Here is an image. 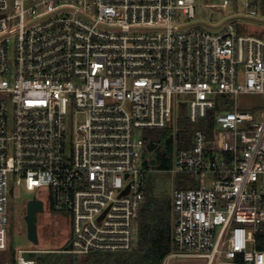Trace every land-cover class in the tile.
<instances>
[{"label": "built area", "instance_id": "built-area-1", "mask_svg": "<svg viewBox=\"0 0 264 264\" xmlns=\"http://www.w3.org/2000/svg\"><path fill=\"white\" fill-rule=\"evenodd\" d=\"M243 1L260 15L262 0ZM180 12L194 18L196 0H0V249L11 188H45L72 218L69 249L19 247L5 264L130 253L159 169L189 176L162 264H264V109L217 110L219 95L264 94V37L187 26ZM177 93L187 147L146 133L169 127Z\"/></svg>", "mask_w": 264, "mask_h": 264}, {"label": "rangeland", "instance_id": "rangeland-1", "mask_svg": "<svg viewBox=\"0 0 264 264\" xmlns=\"http://www.w3.org/2000/svg\"><path fill=\"white\" fill-rule=\"evenodd\" d=\"M223 0H196V14L194 18L180 12L179 18L187 23V26H204L213 31H217L222 25L228 22H235L238 30L245 34H257L264 37V9L261 6L259 16L247 14V8L243 0H231V5L227 8L206 6L207 3H221ZM189 97L177 93L174 96V116L172 123L165 129H147L150 136L172 137L174 144L180 147H187L192 138L191 123L187 119L188 105L185 103ZM218 101L226 106H218L217 110L234 109L237 105L239 110L264 109V94L240 93L237 95L224 94L218 96ZM217 111H212V116ZM78 122L84 119V115L77 114ZM202 125V124H201ZM159 138V139H160ZM189 179L184 173H173L168 169H159L147 174V187L150 198L153 201L171 200L173 191L179 187L181 181ZM37 196L44 202V209L35 213V223L37 227L38 243L32 242L27 233V203L28 200ZM155 203H153V207ZM167 212V211H165ZM164 212V213H165ZM172 221L174 220L172 208ZM72 238V218L69 212L55 210L46 194L45 188L30 192L25 188H19L13 194L10 192L9 226L7 228V249H0V264L12 261L14 253L19 247H31L43 250H62L71 247ZM174 250V248H172ZM171 250V251H172ZM129 254V253H128ZM35 255V254H34ZM118 254H112V260ZM46 264H69L68 255L61 251H55L46 255ZM133 258L137 256H132ZM101 263L107 264L105 254L101 255ZM92 259L85 261V258L73 261V264H90ZM205 261L199 258L176 257L174 264H204ZM163 263V260L161 264ZM113 264V263H108Z\"/></svg>", "mask_w": 264, "mask_h": 264}, {"label": "trees", "instance_id": "trees-1", "mask_svg": "<svg viewBox=\"0 0 264 264\" xmlns=\"http://www.w3.org/2000/svg\"><path fill=\"white\" fill-rule=\"evenodd\" d=\"M262 9H264V0H262ZM161 136L153 135L151 140L155 141ZM169 142L173 145V138H169ZM168 155H173V147L171 146L168 151ZM171 165V159L165 160L163 166L169 167ZM179 187L186 188L189 184L186 180L179 183ZM155 203V207H153ZM167 211V212H165ZM165 212V213H164ZM172 201L162 200L153 201L150 198L149 192L146 194V203L141 210L139 219V240L137 247L129 254H118L113 260L112 254H107L108 263L113 264H161L165 256L171 252L173 246L172 233H173V221H172ZM132 256H137L133 258ZM41 262L45 258H39ZM101 257L96 258L90 264H100ZM69 264H73L71 258H67ZM107 263V264H108Z\"/></svg>", "mask_w": 264, "mask_h": 264}, {"label": "water", "instance_id": "water-1", "mask_svg": "<svg viewBox=\"0 0 264 264\" xmlns=\"http://www.w3.org/2000/svg\"><path fill=\"white\" fill-rule=\"evenodd\" d=\"M43 209H44V202L42 200L37 198H32L28 200L27 214L25 217L27 221V233H28V238L34 243H38L39 241L37 234V227L35 223V213Z\"/></svg>", "mask_w": 264, "mask_h": 264}]
</instances>
